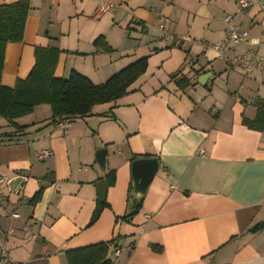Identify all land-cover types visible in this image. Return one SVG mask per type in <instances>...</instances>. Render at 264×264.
Masks as SVG:
<instances>
[{"label":"crops","instance_id":"1","mask_svg":"<svg viewBox=\"0 0 264 264\" xmlns=\"http://www.w3.org/2000/svg\"><path fill=\"white\" fill-rule=\"evenodd\" d=\"M99 1L117 10L93 18ZM234 2L29 0L23 41L5 47L3 87L28 76L36 52L54 58V78L74 72L94 85L143 58L147 68L127 95L67 130L51 123L47 105L13 121L20 130L0 117V245L15 264H67L65 253L109 241L114 264H264V128L242 123L264 101V11L241 21L258 44L227 53L251 49L262 69H227L203 48L224 40ZM181 79L189 82L183 90ZM141 158L158 160L159 169L124 221L131 164ZM100 183L108 184L106 208L88 226Z\"/></svg>","mask_w":264,"mask_h":264},{"label":"trees","instance_id":"2","mask_svg":"<svg viewBox=\"0 0 264 264\" xmlns=\"http://www.w3.org/2000/svg\"><path fill=\"white\" fill-rule=\"evenodd\" d=\"M30 10L29 0H17L15 3L0 6V79L4 64V51L7 44L21 43L24 36L26 18ZM96 47L103 46L104 51L109 49L102 44V39L95 41ZM37 51V50H36ZM54 58L43 60L37 54L35 65L25 79H17L14 87L6 88L0 82V117L8 124L31 114L38 106L47 105L50 108L51 123L62 121L71 122L91 114L96 105L113 103L128 94L130 86L146 71L147 59L143 58L119 71L105 83L92 84L87 78L71 72L67 79H57L53 76ZM179 89L189 86V82L181 79L176 82ZM243 125L250 130L262 131L264 128V101L256 103V117L254 120H243ZM15 126V125H14ZM16 127V126H15ZM23 129L16 127V130ZM136 159V158H134ZM133 159V161H134ZM132 161V162H133ZM114 172L107 176L109 186L114 184ZM130 184L128 214L121 218L127 221L138 213L143 200H133ZM42 189L30 200L35 204L40 199ZM106 203H98L92 213L88 226L93 225L99 218ZM260 226L250 231L256 232ZM112 241L99 243L65 253L67 264H114L108 259ZM154 251H160L152 247Z\"/></svg>","mask_w":264,"mask_h":264},{"label":"built area","instance_id":"3","mask_svg":"<svg viewBox=\"0 0 264 264\" xmlns=\"http://www.w3.org/2000/svg\"><path fill=\"white\" fill-rule=\"evenodd\" d=\"M234 11L231 14L224 16L223 21L225 24V36L224 40L217 45H204L206 50H212L216 53L217 57L224 61L227 69L240 68L244 74H248L255 69H262L263 63L257 59L251 49H247L241 56H227V53L234 47L239 45H246L250 48L253 45L258 44V40L250 39L246 30L241 29V21L245 19L249 12L258 8L264 11V0H235ZM117 10V5L111 1H99L94 9L93 18H98L107 12H113ZM162 30V26H159ZM185 40H189L185 38ZM70 126V122L62 121L58 122V127L62 130H67ZM202 155V151L198 152ZM47 155V154H46ZM0 264H15L7 254L3 245H0Z\"/></svg>","mask_w":264,"mask_h":264},{"label":"water","instance_id":"4","mask_svg":"<svg viewBox=\"0 0 264 264\" xmlns=\"http://www.w3.org/2000/svg\"><path fill=\"white\" fill-rule=\"evenodd\" d=\"M207 74L202 76L198 83L201 85V80L205 79ZM104 155L105 151L100 150L96 154L98 166L101 168L104 167ZM159 169L158 160L153 158H141L134 160L131 164V185L132 193L131 197L133 200H143L148 186L150 185L152 179ZM108 184L100 183L96 186L97 189V200L99 203L104 202L106 190Z\"/></svg>","mask_w":264,"mask_h":264}]
</instances>
